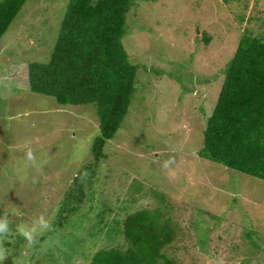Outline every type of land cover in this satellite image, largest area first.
Returning <instances> with one entry per match:
<instances>
[{
	"label": "rangeland",
	"instance_id": "rangeland-1",
	"mask_svg": "<svg viewBox=\"0 0 264 264\" xmlns=\"http://www.w3.org/2000/svg\"><path fill=\"white\" fill-rule=\"evenodd\" d=\"M132 1L130 106L97 166L94 105L19 90L25 67L48 63L69 0H26L1 38L0 264H87L126 216L161 202L175 264H264V181L198 155L241 35L264 37V0Z\"/></svg>",
	"mask_w": 264,
	"mask_h": 264
},
{
	"label": "trees",
	"instance_id": "trees-1",
	"mask_svg": "<svg viewBox=\"0 0 264 264\" xmlns=\"http://www.w3.org/2000/svg\"><path fill=\"white\" fill-rule=\"evenodd\" d=\"M25 2L0 0V40ZM132 5V0H69L48 63L29 64L18 79L20 91L51 98L61 107H96L99 135L92 145L96 166L130 106L135 66L123 38ZM203 40L207 43L210 37L205 35ZM198 155L264 181L263 36L246 29L241 35L214 109L206 119ZM68 197L70 203L76 196ZM167 206L164 202L144 206L126 216L117 231L118 239L92 249L85 256L91 254L87 264H175L166 253L172 246L174 249L176 239Z\"/></svg>",
	"mask_w": 264,
	"mask_h": 264
},
{
	"label": "clouds",
	"instance_id": "clouds-1",
	"mask_svg": "<svg viewBox=\"0 0 264 264\" xmlns=\"http://www.w3.org/2000/svg\"><path fill=\"white\" fill-rule=\"evenodd\" d=\"M27 158L29 160L33 159L32 151L29 149L27 152ZM41 223H44L43 219L41 218ZM45 227H47V224H45ZM7 230V220H0V233H3ZM19 234L22 235L27 241H28V246L30 247L33 243V236L30 231H24V230H18ZM4 259V256L0 254V260Z\"/></svg>",
	"mask_w": 264,
	"mask_h": 264
},
{
	"label": "water",
	"instance_id": "water-1",
	"mask_svg": "<svg viewBox=\"0 0 264 264\" xmlns=\"http://www.w3.org/2000/svg\"><path fill=\"white\" fill-rule=\"evenodd\" d=\"M232 172H234V171H232Z\"/></svg>",
	"mask_w": 264,
	"mask_h": 264
}]
</instances>
